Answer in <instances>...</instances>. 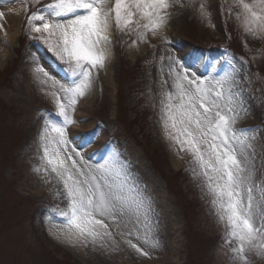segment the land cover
Instances as JSON below:
<instances>
[{
    "label": "rangeland",
    "instance_id": "374dc122",
    "mask_svg": "<svg viewBox=\"0 0 264 264\" xmlns=\"http://www.w3.org/2000/svg\"><path fill=\"white\" fill-rule=\"evenodd\" d=\"M51 2L0 0V13L22 5L14 34L11 30L7 37L0 29V264H112L114 259L121 264H235L234 243L216 259L226 229L193 174L191 156L174 150L164 136L161 84L168 80L170 58L190 77L210 80L233 73V91L248 110L235 128L255 135L256 168L264 171V36L254 39L243 31L234 0H178L159 34L148 32L144 41L135 25L120 31L113 23L111 55L103 68L93 70L87 100L78 98L76 106L85 113L66 125L67 139L75 151L89 152L86 161L93 168L115 161L127 177L126 187L136 189L130 195L143 207L130 221L105 220L121 250H94L89 244L81 254L45 233L46 221L64 222L60 212L67 200L54 173L34 170L41 167L46 123H63L51 93L63 99L60 85L70 86L74 79L28 25L27 16ZM37 64L52 80L38 77ZM171 87L168 80L166 88ZM83 122L90 127H80ZM149 230L157 247L143 243ZM249 264H264V258L256 255Z\"/></svg>",
    "mask_w": 264,
    "mask_h": 264
},
{
    "label": "snow or ice",
    "instance_id": "6c2138e0",
    "mask_svg": "<svg viewBox=\"0 0 264 264\" xmlns=\"http://www.w3.org/2000/svg\"><path fill=\"white\" fill-rule=\"evenodd\" d=\"M176 2L52 0L43 11L27 16L30 30L39 34L74 78L70 86L60 85L63 99L55 91L51 93L63 123H46L40 136L41 167L34 169L46 173L50 169L62 184L67 208L60 212L64 223L57 238L73 247L91 244L94 250L118 251L119 243L105 220L115 223L128 217L130 221L143 201L130 195L136 189L126 187L127 177L115 161L93 168L84 166L82 159H74L75 150L68 148L65 128L74 123L71 111L78 98L86 96L92 87L93 70L105 66L113 23L120 31L135 25L138 39L144 41L148 32L159 34ZM234 4L239 8L236 19L243 31L254 39L264 36V0H234ZM200 7L203 12L204 5ZM34 72L38 77L42 74L45 83L52 80L38 64ZM168 80L170 90L166 88ZM168 80L161 84L165 90L160 102L165 138L174 150L191 156L193 174L202 180L214 215L226 229L225 243L235 244L230 251L237 264H249L253 253L264 258V171L258 173L256 168L255 135L235 128L248 110L237 99L240 93L233 91V73L210 80L190 77L186 68L179 70L170 58ZM135 219L138 224L139 216ZM124 242L140 255H147L131 240ZM143 243L158 246L152 230L144 233Z\"/></svg>",
    "mask_w": 264,
    "mask_h": 264
},
{
    "label": "bare ground",
    "instance_id": "6f19581e",
    "mask_svg": "<svg viewBox=\"0 0 264 264\" xmlns=\"http://www.w3.org/2000/svg\"><path fill=\"white\" fill-rule=\"evenodd\" d=\"M20 10H22V5L20 4H13L10 5L8 7H6L1 13H3V18L0 19V25H2V28H0L1 30H3L4 33L7 34V37H11L12 34H14V27L16 25V22L18 21L19 18V13ZM12 30V34L10 36V31ZM111 35V30L109 32V36ZM108 53L109 55H111V51L108 48ZM89 95V93L86 94V96L82 97L81 99L83 100H87V96ZM85 112L79 107V106H74V110L71 111V117L73 118L74 123L76 121H79L81 118V114H84ZM58 124V123H57ZM89 122H83L81 124H79L80 127H90ZM66 133H68V127H66ZM69 142V140H68ZM68 148L72 149L68 143ZM78 152L80 155L76 156L75 153ZM89 154V152L87 150L84 151H75L72 153L74 159H76L77 161H80L81 159L84 162V166L89 167L90 164H88V162L86 161V156ZM70 163V162H69ZM91 167V166H90ZM50 170V169H49ZM55 178V177H54ZM53 178V179H54ZM56 179V178H55ZM38 192H40V190H37ZM63 223H54V222H50V221H46L45 222V233L47 234V236L54 242L57 244H64L67 248L69 247H73L71 245H69L68 243L64 242L63 239H58L57 236L59 235V230L62 228ZM110 231L111 228L109 227ZM114 234V233H113ZM115 236V235H114ZM116 238V237H115ZM117 241H119L118 238H116ZM232 245V244H231ZM120 247V246H119ZM230 245L225 243V240L222 242L221 245L218 246L217 252H216V259L218 258L219 254L223 255V257H225V254L228 253V249H229ZM74 249V247H73ZM75 250L81 254H85V247H75ZM121 250V249H119ZM249 259L253 262L256 261V255L253 253L249 256ZM112 264H121V263H117V261L114 259L112 260ZM143 264H146L145 262H143ZM237 264V262L235 263Z\"/></svg>",
    "mask_w": 264,
    "mask_h": 264
}]
</instances>
